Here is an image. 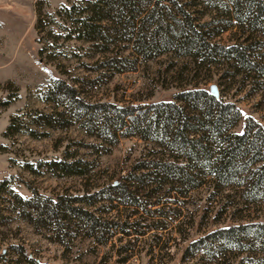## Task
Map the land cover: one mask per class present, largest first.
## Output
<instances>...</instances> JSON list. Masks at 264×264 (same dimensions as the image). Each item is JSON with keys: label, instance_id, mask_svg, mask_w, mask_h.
Returning <instances> with one entry per match:
<instances>
[{"label": "rangeland", "instance_id": "rangeland-1", "mask_svg": "<svg viewBox=\"0 0 264 264\" xmlns=\"http://www.w3.org/2000/svg\"><path fill=\"white\" fill-rule=\"evenodd\" d=\"M80 1L0 0V103L10 100L8 106L0 107V181L9 178L13 190L0 193V262L33 264L26 255L34 264H214L211 252L195 253L189 245L220 228L264 222V202L248 203L245 188L238 184L218 187L211 174L197 188L173 185L171 180L159 184L154 176H148L151 170L140 167L157 161L180 165L183 160L178 152L140 136H121L113 143L91 135L83 127V113L73 117V110L67 111L48 95L54 82L61 79L90 103L150 107L180 104L176 95L184 88L199 85L212 95L211 87L216 86L219 98L242 113L231 134H243L249 119L264 127V16L251 0H176L190 4L185 8L198 35L225 51L232 50L226 56L212 55L216 60L206 66L174 52L144 59L128 42L112 45L104 54L91 43L67 40L63 25L55 23L51 15ZM164 3L178 14L174 4ZM176 17L186 22L185 17ZM38 19L42 21L41 34L36 28ZM43 47L47 50L45 60L39 56ZM237 51L247 64L236 59ZM115 54L123 58L120 68L107 62ZM98 62L101 68L95 70ZM145 107L135 115H141ZM61 111L65 121L59 128L44 127L33 118ZM14 116L23 132L7 137ZM212 145L214 153L218 152L220 140ZM63 159L82 161L85 174L68 177L54 174L46 166L34 172L24 166ZM192 168L193 175L205 172L202 165L192 164ZM205 169L211 170V166ZM28 185L50 198L94 196V205L78 206L119 221L133 213L129 222L136 227L131 236L107 235L109 239L101 243L98 230L90 237L92 230L74 226L72 237L61 245L51 227L41 224L36 216L31 220L19 213L23 208L14 194L32 198ZM119 185L135 192L148 211L110 202L120 193L112 187ZM227 256L221 264L242 262L240 253Z\"/></svg>", "mask_w": 264, "mask_h": 264}, {"label": "trees", "instance_id": "trees-1", "mask_svg": "<svg viewBox=\"0 0 264 264\" xmlns=\"http://www.w3.org/2000/svg\"><path fill=\"white\" fill-rule=\"evenodd\" d=\"M165 1L174 4L178 14L174 15V11ZM251 2L257 12L264 16V0ZM186 6L190 4L176 0H81L62 6L51 17L55 23L63 25L67 40L91 43L92 48L104 54L109 52L112 45L128 42L132 44L135 53L144 59L174 52L176 56H187L200 65L211 66L216 56L232 53V50L225 51L198 35L200 33L193 26L194 19L186 11ZM177 15L185 17L186 22L183 23ZM36 28L41 34L40 19ZM191 35L197 38L192 39ZM46 51V47L39 51L42 60L47 59ZM234 54L239 62L247 64L241 52ZM212 55H216L215 58L212 59ZM107 62L112 67L120 68L123 58L115 54L107 58ZM99 64L100 62L96 63L98 67L95 70L101 68ZM48 96L59 106H65L67 111L73 110V117H81L80 114L83 113V127L91 135L105 141L113 140V143L121 136H140L178 152V158L183 160L180 165L157 161L140 167V170H151L148 176H154L155 182L159 184H168L171 180L173 185L197 188L205 183L207 174H211L218 187L227 189L238 184L245 188L244 196L248 203L264 202V127L249 119L243 134H231V130L242 119L240 109L234 104L224 102L221 97L209 95L199 85L180 91L176 95L180 104L156 103L150 107L144 106L146 110L139 116L135 115L136 112L144 107L87 102L80 97L75 87L61 79L54 82ZM9 104L10 100H4L0 107ZM64 113L38 114L33 118L37 124L55 129L64 126ZM18 120L17 116L11 119L7 137L23 132ZM217 140H220L219 151L214 153L212 144ZM192 164L202 165L205 172L193 175ZM24 166L31 172L46 166L50 172L68 177L86 172L80 160H51L39 163L38 167L29 163ZM210 166L211 170L206 171L205 168ZM9 182V178L0 181V193H13ZM28 186L34 194L32 198L24 199L14 194L23 208L19 213L31 220L36 216L41 224L51 227L56 236L55 241L61 245H66L67 238L72 237L74 226H85L92 230L89 232L90 237L96 236L95 232L98 230L100 235L97 238L101 243L109 239L105 237L107 235L112 237L113 234L121 233L131 236L130 233L136 227V224L129 222L133 213L119 221L100 217L78 206L81 203L94 205L97 202L94 196L58 195L50 198L40 195L36 189ZM112 188L120 193L116 198H111L110 202H120L128 207L148 211V205L139 201L135 192H128L121 185ZM153 204L156 206L158 202ZM110 212L111 210L108 211ZM188 249L195 253L211 252V261L214 264H221L223 258L231 253H240L243 256L241 264H264V222L217 229L192 242ZM24 256L34 264L32 258Z\"/></svg>", "mask_w": 264, "mask_h": 264}, {"label": "water", "instance_id": "water-1", "mask_svg": "<svg viewBox=\"0 0 264 264\" xmlns=\"http://www.w3.org/2000/svg\"><path fill=\"white\" fill-rule=\"evenodd\" d=\"M210 93H211L214 97L219 98V93H218V91H217V87H216V86H212V87H211Z\"/></svg>", "mask_w": 264, "mask_h": 264}, {"label": "built area", "instance_id": "built-area-1", "mask_svg": "<svg viewBox=\"0 0 264 264\" xmlns=\"http://www.w3.org/2000/svg\"><path fill=\"white\" fill-rule=\"evenodd\" d=\"M0 264H9L7 259H2Z\"/></svg>", "mask_w": 264, "mask_h": 264}]
</instances>
